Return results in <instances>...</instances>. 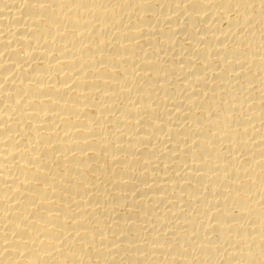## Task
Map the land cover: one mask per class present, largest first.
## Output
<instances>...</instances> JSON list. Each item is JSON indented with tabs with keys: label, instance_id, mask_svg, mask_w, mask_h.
<instances>
[{
	"label": "bare ground",
	"instance_id": "obj_1",
	"mask_svg": "<svg viewBox=\"0 0 264 264\" xmlns=\"http://www.w3.org/2000/svg\"><path fill=\"white\" fill-rule=\"evenodd\" d=\"M0 264H264V0H0Z\"/></svg>",
	"mask_w": 264,
	"mask_h": 264
}]
</instances>
